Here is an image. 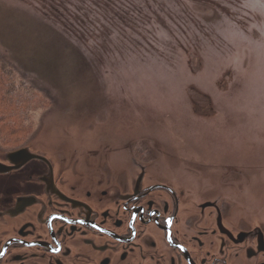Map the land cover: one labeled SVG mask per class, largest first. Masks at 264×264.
I'll use <instances>...</instances> for the list:
<instances>
[{"label": "rangeland", "instance_id": "1", "mask_svg": "<svg viewBox=\"0 0 264 264\" xmlns=\"http://www.w3.org/2000/svg\"><path fill=\"white\" fill-rule=\"evenodd\" d=\"M148 1L155 16L143 9L141 33L116 27L89 57L33 10L0 0V58L45 101L26 138L0 150L84 160L109 147L117 161L147 151L199 189L259 208L264 0Z\"/></svg>", "mask_w": 264, "mask_h": 264}, {"label": "flooded vegetation", "instance_id": "2", "mask_svg": "<svg viewBox=\"0 0 264 264\" xmlns=\"http://www.w3.org/2000/svg\"><path fill=\"white\" fill-rule=\"evenodd\" d=\"M22 148L28 160L7 158ZM105 149L0 150V264H264V204Z\"/></svg>", "mask_w": 264, "mask_h": 264}, {"label": "trees", "instance_id": "3", "mask_svg": "<svg viewBox=\"0 0 264 264\" xmlns=\"http://www.w3.org/2000/svg\"><path fill=\"white\" fill-rule=\"evenodd\" d=\"M34 11L47 23L62 30L84 53L94 30L104 36L101 47L111 46L114 28L122 27L141 33L139 21L143 9L155 16L152 1L148 0H15ZM165 3L182 5L192 0H165ZM205 2V1H203ZM171 7V5H169ZM172 8V7H171ZM100 18V19H99ZM95 22L100 27L95 28ZM154 22L158 23L154 19ZM111 27L113 29H111ZM95 60V56H92ZM43 99V100H42ZM44 98L35 88L25 83L20 75L0 58V145L16 146L31 132L33 116L43 109Z\"/></svg>", "mask_w": 264, "mask_h": 264}, {"label": "bare ground", "instance_id": "4", "mask_svg": "<svg viewBox=\"0 0 264 264\" xmlns=\"http://www.w3.org/2000/svg\"><path fill=\"white\" fill-rule=\"evenodd\" d=\"M155 24L158 25L157 23H155ZM100 25L101 24H99L98 22H95L94 27L98 28V27H100ZM99 31L101 33L100 29H99ZM137 31L139 32V30H137ZM96 32H97V34H96ZM104 40H105L104 36L102 34H99V32L97 30H94L93 36L90 38V41L88 42V45L86 48L87 53L95 52L96 48H98V47L100 48L102 46V43L104 42Z\"/></svg>", "mask_w": 264, "mask_h": 264}, {"label": "water", "instance_id": "5", "mask_svg": "<svg viewBox=\"0 0 264 264\" xmlns=\"http://www.w3.org/2000/svg\"><path fill=\"white\" fill-rule=\"evenodd\" d=\"M23 156V160H28L30 157L28 156V150L26 148L19 149L17 151L8 153L7 158L9 160H15L17 157ZM35 157V156H33ZM32 157V158H33Z\"/></svg>", "mask_w": 264, "mask_h": 264}]
</instances>
